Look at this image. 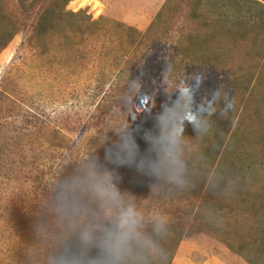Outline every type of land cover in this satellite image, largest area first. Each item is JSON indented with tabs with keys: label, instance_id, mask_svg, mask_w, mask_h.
<instances>
[{
	"label": "trees",
	"instance_id": "trees-1",
	"mask_svg": "<svg viewBox=\"0 0 264 264\" xmlns=\"http://www.w3.org/2000/svg\"><path fill=\"white\" fill-rule=\"evenodd\" d=\"M71 1L16 0L12 10L0 4V54L17 33L28 28L27 44L36 65L32 66V75L27 77L36 78L42 57L48 53L46 40L56 37L59 52L68 60L73 54L85 57L98 50L90 46L91 37L105 19H92L84 9L75 12L67 9ZM79 1L82 4L84 0ZM113 24L128 33L129 51L135 47L145 49L158 63L159 70L166 65L175 90L168 93L165 103L175 120L186 126L193 125L185 119V113L196 111L189 104L194 100L192 95L202 96L206 88L215 93L225 81H230L226 79L228 76L233 77V82L241 83V88H246L263 74L264 0H164L142 35L123 23L115 21ZM6 75L0 80V176L13 171V166L6 165L13 162L43 203L54 204V217L51 216L49 222L55 231H46L54 240H51L52 246L39 255L40 264H62L66 257H79L87 264L98 254V249L82 246L80 234L85 229L101 232L119 211L105 206L94 192V186L105 178L104 168L108 167L115 171V180H112L124 198V206H145V217L142 225L139 224L135 264H171L179 243L201 233L199 227L187 228L184 221L192 214L196 222L202 221V209H208L213 215L226 213L242 218L247 229L242 234L235 231L236 247L230 246L234 253L241 256L247 249L256 256L264 253V189H254L247 184L249 168L228 145L223 146V140L211 142L204 132L197 130L190 146L178 142L175 154L180 162L179 172L198 174L202 177L201 183L197 190L163 197L144 187L142 171H150L146 164H141V160L148 161L145 156L137 162L133 152L114 146L116 137L112 134L94 137L88 134L92 127L89 120L110 116L116 108L133 99L129 82L121 86L118 80H112L105 87V82L97 81L98 86L93 87V91L100 99L86 113L89 120L76 134L69 118L60 117L57 126H52L40 114L32 113L13 100L11 82L7 80L9 74ZM240 91L232 90V93ZM182 96L184 103H181ZM74 122L73 119V125ZM68 133H75L76 143ZM34 134L48 136L40 162L35 155L27 154L30 150L20 143ZM191 155H197L202 163L193 166ZM25 158L29 159L27 172H23L24 164H20ZM165 165V173L146 174L153 185L158 183L161 189L167 182V173L177 171L173 161ZM153 199L169 206L179 204L180 207L172 210L174 220L167 212L150 213ZM21 218L16 217L11 222L12 228L19 227L17 230L23 235L26 229L18 225ZM158 223H162V227L158 228Z\"/></svg>",
	"mask_w": 264,
	"mask_h": 264
},
{
	"label": "rangeland",
	"instance_id": "rangeland-1",
	"mask_svg": "<svg viewBox=\"0 0 264 264\" xmlns=\"http://www.w3.org/2000/svg\"><path fill=\"white\" fill-rule=\"evenodd\" d=\"M15 2L16 0H0L1 6L9 10L13 9L12 4ZM163 2L164 0H84L81 4L79 0H73L69 2L67 9L74 12L84 9L92 19H105L91 37L90 46L98 50L85 57L73 54L71 60H68L69 58L59 52L56 37L51 41L46 40L48 53L42 57L38 76L28 78L32 66L36 63H33L34 54L27 44L28 28H25L14 36L0 54V80L5 73L9 74L7 80L11 82L10 92L13 94V100L30 109L32 113L40 114L52 126H57L60 117L69 118L72 123L74 119L71 128L76 134L83 127V123L89 120L86 113L93 109L100 99L93 91V87L98 86L97 81L105 82V87L112 80H118L121 86L129 82L133 99L120 109L116 108V112L110 116L97 117L92 122L89 120L92 127L88 129V134L91 137L112 134L116 137L114 146L120 145L127 152L130 146L137 162L145 156L148 161L159 163V173H165V162L169 160L158 156L155 151L148 150L143 136L146 130L153 128L154 117L159 111H163L161 105L166 106L168 93L175 90V82L168 76L166 65L159 70L158 63L147 50L135 47L129 51V40L126 37L128 33L116 29L113 24L115 21L123 23L142 35ZM133 37L136 38L135 35ZM31 75L32 73L29 76ZM226 79L230 81H225L215 93L206 88L202 96L192 95L194 100L189 103L190 107L199 106L197 127L186 126L176 119L180 129L177 145L178 142H184L186 146L193 144L191 138L197 130L204 132L211 142L223 140V146L228 145L229 150L234 151L249 168L246 173L247 184L254 189H264V70L263 74L246 88H241V83L233 82L231 76ZM184 86L189 92L188 84ZM232 90L241 91L233 94ZM75 133H68L73 141ZM24 140L20 143L26 146V150H30L27 154L35 155L36 161L40 162L42 151L47 147L48 136L34 134ZM128 161L129 159H126V162ZM28 162L29 159L26 158L21 160L20 164H24L23 172H27ZM190 162L194 166L196 163H202V160L194 155ZM6 165L9 168L13 166V171L0 176V264H40L39 255L48 250L53 243L51 240H54L53 235L46 232L52 229L49 218L54 217V204L43 203L36 189H32L24 181V173L21 174L13 162ZM142 172L146 189L169 198L177 193L197 190L202 178L198 174L182 171L181 182H176L170 179L174 172H168L165 187L161 189L160 184L153 185V181L147 177L146 174L150 171ZM106 174H111L114 179L115 171L109 167L104 168L102 175ZM125 203L129 204L127 201ZM133 207L136 213H139L142 225L145 206L137 204ZM178 207L180 205L176 203L169 206L166 202L160 203L153 199L149 211L154 215L167 212L173 219L172 210ZM20 214H24V217L21 218ZM175 214L177 216V213ZM201 215L202 221L196 222L193 214L184 221L187 228L194 229L196 226L201 229V233L190 235L189 239L197 238L205 242L204 238H210L221 243L224 240L226 247L230 249L231 245H236L235 231L242 234L247 229L242 218H237L236 215H213L208 209H202ZM16 217L21 218L18 225L26 229L23 235L19 233V227L18 230L16 227L12 228L11 219ZM209 222H212V225ZM205 245L211 247L209 244ZM256 255L247 249L239 257L246 264H264V253Z\"/></svg>",
	"mask_w": 264,
	"mask_h": 264
},
{
	"label": "clouds",
	"instance_id": "clouds-1",
	"mask_svg": "<svg viewBox=\"0 0 264 264\" xmlns=\"http://www.w3.org/2000/svg\"><path fill=\"white\" fill-rule=\"evenodd\" d=\"M184 102L182 96L181 103ZM161 107L163 111H159L154 117V126L145 131L143 139L148 150L155 151L158 156L174 162L177 171L170 176V179L181 182L180 162L175 154L180 129L169 107L163 104ZM197 111L199 106H196V111L185 113V119L193 124L194 128L197 127ZM127 150L129 153L133 151L130 146ZM141 164H146L152 174L159 175L158 162L141 160ZM94 192L105 206L118 208L119 211L101 232L97 233L94 229H85L81 232L82 246L98 249V254L88 260L87 264H135L136 246L139 241L138 214L131 204L124 206V198L113 182L111 174H106L104 180L94 186ZM157 227H162V223H158ZM62 264H85V262L79 257H66L63 258Z\"/></svg>",
	"mask_w": 264,
	"mask_h": 264
},
{
	"label": "crops",
	"instance_id": "crops-1",
	"mask_svg": "<svg viewBox=\"0 0 264 264\" xmlns=\"http://www.w3.org/2000/svg\"><path fill=\"white\" fill-rule=\"evenodd\" d=\"M203 240L205 242L197 238L181 241L171 264H246L225 244L210 238Z\"/></svg>",
	"mask_w": 264,
	"mask_h": 264
}]
</instances>
